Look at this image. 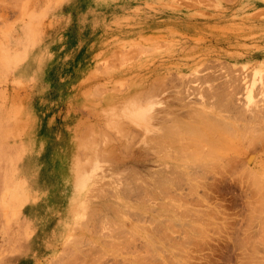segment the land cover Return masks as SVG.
<instances>
[{
	"label": "rangeland",
	"instance_id": "obj_1",
	"mask_svg": "<svg viewBox=\"0 0 264 264\" xmlns=\"http://www.w3.org/2000/svg\"><path fill=\"white\" fill-rule=\"evenodd\" d=\"M0 264H264V0H0Z\"/></svg>",
	"mask_w": 264,
	"mask_h": 264
},
{
	"label": "bare ground",
	"instance_id": "obj_2",
	"mask_svg": "<svg viewBox=\"0 0 264 264\" xmlns=\"http://www.w3.org/2000/svg\"><path fill=\"white\" fill-rule=\"evenodd\" d=\"M222 87H223V85H222ZM216 92V91H215ZM221 92H223V91H221ZM212 94V93H211ZM215 100V99H214ZM217 100V99H216ZM212 105V104H211ZM217 105V104H216ZM227 105V104H226ZM213 107V106H212ZM216 108V107H215ZM226 108H228V107H226ZM223 115V114H222ZM208 116V115H207ZM226 117V116H225ZM229 117V116H228ZM208 118V117H207ZM210 119V118H209ZM211 120V119H210ZM213 121V120H212ZM185 153V152H184ZM191 154V153H190ZM85 155V154H84ZM211 155V154H210ZM81 159H82V157H81ZM194 160V159H193ZM173 176V175H172ZM160 187V186H159ZM102 190V189H101ZM91 192V191H90ZM87 196V195H86ZM85 198V197H84ZM83 198V199H84ZM82 200V199H81ZM85 202H86V200H85ZM85 202H84V204H85ZM123 203V202H122ZM87 204V203H86ZM107 205V204H106ZM82 206V205H81ZM83 208V207H82ZM90 208V207H89ZM95 208V207H94ZM94 210V209H93ZM85 211V210H84ZM80 212V211H79ZM89 212V211H88ZM87 212V213H88ZM116 212V211H115ZM81 213V212H80ZM79 213V214H80ZM85 214V213H84ZM81 218V217H80ZM121 231V230H120ZM71 235V234H70ZM112 246V245H111ZM145 246H147V245H145ZM138 256V255H137ZM141 259V258H140ZM168 259V258H167Z\"/></svg>",
	"mask_w": 264,
	"mask_h": 264
}]
</instances>
